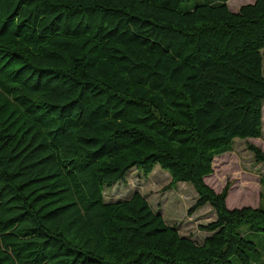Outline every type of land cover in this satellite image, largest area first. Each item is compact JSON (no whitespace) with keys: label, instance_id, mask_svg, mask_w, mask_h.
Listing matches in <instances>:
<instances>
[{"label":"trees","instance_id":"1","mask_svg":"<svg viewBox=\"0 0 264 264\" xmlns=\"http://www.w3.org/2000/svg\"><path fill=\"white\" fill-rule=\"evenodd\" d=\"M186 1L0 0V264H264V203L205 179L263 135L264 0ZM156 164L211 204L202 239L106 199Z\"/></svg>","mask_w":264,"mask_h":264},{"label":"rangeland","instance_id":"2","mask_svg":"<svg viewBox=\"0 0 264 264\" xmlns=\"http://www.w3.org/2000/svg\"><path fill=\"white\" fill-rule=\"evenodd\" d=\"M202 1L205 0H188L183 5L194 6ZM251 1L254 0H228V3L231 9L237 10L242 4ZM248 143L256 144L264 150V104L263 135L246 139L237 137L234 149L218 155L215 159L214 172L205 178L217 191L228 186L229 207L258 206L264 203V164L255 160ZM171 180L169 171L159 164H156L148 175L133 168L127 174V181L118 180L111 186L107 185L105 196L106 199L115 200L118 197L129 196L134 190H140L153 208L164 214L169 223L179 226L181 233L202 239L207 232L200 229V225L215 217L211 204L207 203L192 212L190 208L198 198L195 186L188 181H179L176 186L168 188ZM251 237L264 249V232L253 233Z\"/></svg>","mask_w":264,"mask_h":264}]
</instances>
